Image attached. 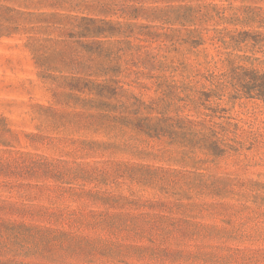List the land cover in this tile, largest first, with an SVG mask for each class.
Masks as SVG:
<instances>
[{"label": "rangeland", "instance_id": "rangeland-1", "mask_svg": "<svg viewBox=\"0 0 264 264\" xmlns=\"http://www.w3.org/2000/svg\"><path fill=\"white\" fill-rule=\"evenodd\" d=\"M63 1L0 0V162L14 161L31 169L24 177L10 178L11 187L0 173L2 226L37 224L61 228L60 221L73 212L87 214L104 208L80 198L97 189L153 207L143 211L163 213L160 204L165 203L172 216L189 222V230L194 229V224L202 225L200 234H187L186 249L196 250L192 247L198 243L195 241L225 242L232 249L217 251L222 257L219 264H264V99L241 97L219 102L218 108L224 110L215 113L212 121L230 124L227 142L237 151L215 159L199 150L184 156L182 149L168 146L164 138L149 139L143 135H134L136 147L131 152L92 150L90 142L112 140L77 117L83 109L75 103L87 100L88 95L75 93L66 104L64 95L57 96L60 90H50L47 84L51 79L57 84V80L69 78L68 73L49 71L51 79L44 84L39 75L41 69L36 67L28 48L32 38L57 39V32L52 29L38 33L40 26L45 25L43 20L52 14L77 13L71 8V0ZM153 5L161 8V14L169 15L165 19L170 21L131 20L151 26L144 28L146 34L140 36L145 41L134 44L157 53L161 60L165 57L168 80L177 85L194 79L203 82L198 74H218L227 69L229 62L264 74V0H184ZM182 14H190L192 22L174 20ZM222 18L242 22L226 23ZM223 29L247 31L261 42L252 44L248 40L247 44L227 48L216 38L217 31ZM198 40L202 43H192ZM46 45L57 47V42L48 41ZM171 67L177 70L172 72ZM135 77L133 73L129 76ZM137 77L139 84L124 88L146 101L156 97L149 74L145 71ZM210 106L215 108L216 103ZM180 115L203 118L186 110ZM120 162L133 170L116 183L103 181L96 186L84 178L82 169L112 170ZM217 179V191L209 189V182ZM80 206L86 208L81 210ZM13 207L22 211L13 212ZM11 234L3 232L0 242L12 241ZM203 256L192 264H203L202 259L214 264L213 256ZM189 261L174 264H191Z\"/></svg>", "mask_w": 264, "mask_h": 264}, {"label": "trees", "instance_id": "trees-1", "mask_svg": "<svg viewBox=\"0 0 264 264\" xmlns=\"http://www.w3.org/2000/svg\"><path fill=\"white\" fill-rule=\"evenodd\" d=\"M172 1L184 0H71V8L77 13L52 14L43 20L45 25L40 26L38 33L52 29L57 32V39L37 37L28 42L34 63L41 69L39 75L44 84L51 79L49 71L57 69L60 73H68L69 78L57 80V84L51 79L48 89L60 90L57 96L64 95L66 104L75 93L88 95L87 100L75 103L83 109L76 114L77 117L95 132L109 135L112 140L90 142V149L131 152L136 147L133 145L136 141L134 135H143L149 139L164 138L168 146L182 149L184 156L194 155L199 150L208 158L215 159L237 151L227 142L230 140L227 139L230 124L213 122L212 117L224 110L218 108L223 99H264V74L229 62L227 69L218 74H198L203 82L194 79L177 85L168 80L165 73L169 67L165 65V57L162 56L161 60L157 53L144 50L141 44H134L135 41H145L140 36L146 34L144 28L151 26L138 25L133 21L138 18L149 21L169 18L153 4ZM113 16L117 19H112ZM190 18V14H182L174 20L192 22ZM221 20L242 22L237 18ZM169 21L165 19V22ZM216 38L227 48L247 44L248 40L252 44L261 42L257 36L237 30H218ZM48 41L57 42V47L47 46ZM192 43L201 44L202 41ZM171 69L174 72L177 67ZM145 71L157 94L148 101L124 88L139 84L136 78ZM131 73L135 74L134 79L129 78ZM212 102L216 103L215 108L210 106ZM202 109L210 113L200 111ZM183 110L201 114L203 118L181 116ZM29 170L22 163L0 162V173L8 179L6 185L9 187L12 186L10 178L24 177ZM132 170L120 162L112 170L91 168L82 169V172L88 182H95L98 186L103 181L116 183ZM219 183L218 179L211 180L208 188L217 191ZM83 197L104 208L87 214L73 212L60 221L61 228L37 224L2 226L0 223V236L5 231L13 233L12 241L0 242V264H174L189 260L192 264L203 255L213 256L214 264H219L222 257L217 251L232 249L225 242L211 244L207 241H195L198 243L192 244L194 251L186 249L189 245L185 239L187 234H200L203 226L194 224V229L189 230V222L172 216L165 203L160 204L163 213H153L143 211L152 209L151 205L111 196L106 191L96 189L80 198ZM85 208L80 206L79 209ZM109 209L116 211L110 212ZM11 210L22 211L14 207ZM177 235L178 239H175ZM202 248L215 250L201 252ZM202 262L208 264L210 261L202 259Z\"/></svg>", "mask_w": 264, "mask_h": 264}]
</instances>
